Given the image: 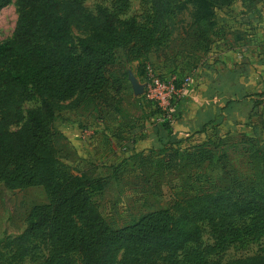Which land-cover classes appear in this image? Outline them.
<instances>
[{
	"label": "trees",
	"instance_id": "trees-1",
	"mask_svg": "<svg viewBox=\"0 0 264 264\" xmlns=\"http://www.w3.org/2000/svg\"><path fill=\"white\" fill-rule=\"evenodd\" d=\"M87 1L0 0V13L12 3L17 8L14 31L0 42V184L10 190L41 186L48 197L31 209L22 233L0 241L1 264H264V247L224 261L231 247L264 242V182L194 194L114 227L94 203L104 184L62 163L58 113L109 101L122 83L111 72L117 50L145 61L163 49L185 0H137L141 10L133 14L134 0H97L95 10ZM211 12L201 0L199 20H209ZM36 99L39 104L26 111ZM236 103L227 100L225 109ZM162 125L171 134L170 121ZM195 146L183 150L184 161L212 157V150ZM178 153L173 150V160Z\"/></svg>",
	"mask_w": 264,
	"mask_h": 264
},
{
	"label": "rangeland",
	"instance_id": "rangeland-1",
	"mask_svg": "<svg viewBox=\"0 0 264 264\" xmlns=\"http://www.w3.org/2000/svg\"><path fill=\"white\" fill-rule=\"evenodd\" d=\"M200 2L184 1L170 42L147 60L132 61L125 49L117 50L111 72L122 83L111 91L109 101L65 108L56 116L62 163L75 174H89L104 184L94 203L114 227L151 210L170 208L194 194L264 182V113L256 104L259 99L254 102L258 111L249 110L245 103L243 114L231 105L230 109L242 112L237 118L222 112L211 118L201 112L211 107L214 95L233 100L234 92L243 94L245 87L251 92L255 82L264 84V48L255 46V41L264 40V0H206L212 11L206 21L197 16ZM97 3L88 0L86 5L95 10ZM140 10V2L132 1L129 14ZM16 21L17 8L12 3L0 13V42L12 35ZM130 74L143 85L140 95L134 92ZM174 76L178 93L170 105L148 96L154 80L169 82ZM186 76H192L193 82L184 87ZM229 78L234 86L224 84ZM226 99L221 100L223 104ZM38 104V99L27 102L25 110ZM167 114L173 117L171 134L162 125ZM245 115H251L250 119ZM249 135L256 136L252 144L245 141ZM195 145L212 150V157L184 161L183 150L193 151ZM176 148L179 153L173 160ZM47 201L41 186L10 190L0 184V241L22 233L31 209ZM204 238L207 241L208 236ZM262 247L264 242L249 249L231 247L224 261L251 256Z\"/></svg>",
	"mask_w": 264,
	"mask_h": 264
},
{
	"label": "crops",
	"instance_id": "crops-1",
	"mask_svg": "<svg viewBox=\"0 0 264 264\" xmlns=\"http://www.w3.org/2000/svg\"><path fill=\"white\" fill-rule=\"evenodd\" d=\"M255 46L256 47H259V48H264V40H263V42H256L255 41ZM246 52H248V51H246ZM208 66V68H209V65H206L205 67H207ZM264 68V67H263ZM237 69V68H236ZM232 72V71H231ZM236 73V72H235ZM235 79V78H234ZM231 82H232V84H233V86L235 85L234 83V80L233 79H230L229 78V80L228 81H226V82H224V84L225 83H230L231 84ZM262 85V86H261ZM260 86V87H259ZM263 86H264V84H261L260 83V85H258V83L257 82H255V84H254V89H252L251 90V92H250V89H248L247 87H245L244 89H243V91H244V93L243 94H241V93H239V92H234V94H233V100L235 101H237V103H236V107H238L241 111H242V107H244L245 108V103H247V107L249 108V110H253V111H258V110H256V105H255V101H257V99H259V101L256 103L257 105L258 104H261L260 106H261V109H260V111L262 112V113H264V89H263ZM262 87V88H261ZM247 91H249V92H247ZM240 92H242V91H240ZM239 96H241V97H239ZM219 97H221V95L219 94V96H217V95H214V99L213 100H210L209 101V104H211V107H209V109L207 108L206 110H205V108H202V113H204V114H207V115H209L211 118L212 117H214V113L215 112H217V113H224L225 114V116H231V117H233V118H237V117H239V116H237V115H242L241 113L243 112V114H244V111H242V112H240V111H234V110H236L235 108H234V110H233V108L232 109H230V112H228L226 109H225V104H223L224 102L223 101H221V100H225L226 99V96H225V99H221V98H219ZM215 98H216V100H215ZM228 99V98H227ZM226 99V100H227ZM218 101V102H217ZM221 101V102H220ZM214 102H217L218 104H215ZM226 103V102H225ZM214 106V107H213ZM243 108V109H244ZM203 110H205V111H203ZM224 114H222V115H220V116H222V117H225L224 116ZM245 117L247 118V115H245ZM263 117H264V115H263ZM253 119V118H252ZM260 119H262V117H260ZM248 120V119H247ZM263 122V121H262Z\"/></svg>",
	"mask_w": 264,
	"mask_h": 264
},
{
	"label": "built area",
	"instance_id": "built-area-1",
	"mask_svg": "<svg viewBox=\"0 0 264 264\" xmlns=\"http://www.w3.org/2000/svg\"><path fill=\"white\" fill-rule=\"evenodd\" d=\"M177 78L174 76L172 80L169 82L161 81V80H154L152 84L149 85V97H156L162 100V105H170L169 102L172 99H175V95L178 93V89L176 86ZM193 82L192 76H186L183 80V86L186 87L187 85H191ZM164 121L169 120L170 123L173 124V117L167 114L166 117L163 118Z\"/></svg>",
	"mask_w": 264,
	"mask_h": 264
},
{
	"label": "water",
	"instance_id": "water-1",
	"mask_svg": "<svg viewBox=\"0 0 264 264\" xmlns=\"http://www.w3.org/2000/svg\"><path fill=\"white\" fill-rule=\"evenodd\" d=\"M130 81L132 82L135 94L140 95L143 92V85L140 84L138 79L133 74H130Z\"/></svg>",
	"mask_w": 264,
	"mask_h": 264
}]
</instances>
